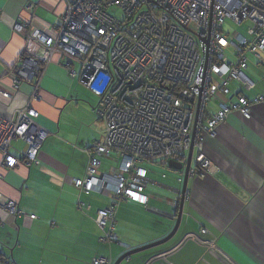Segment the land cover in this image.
<instances>
[{"label": "built area", "instance_id": "obj_1", "mask_svg": "<svg viewBox=\"0 0 264 264\" xmlns=\"http://www.w3.org/2000/svg\"><path fill=\"white\" fill-rule=\"evenodd\" d=\"M57 1L64 9L51 29L21 21L13 26L25 37L26 48L10 73L12 88L1 91V96L9 99L23 82H35L43 63L56 55L64 58L69 74L78 76L98 98L95 113L104 123V136L86 149L89 163L84 176L70 180L87 196L105 191L111 195L95 221L103 233L101 241L112 242L117 239L119 204L148 206L153 169L145 164L168 169L169 159L184 157L194 145L189 176L218 171L203 153L204 143L216 138L219 124L229 114L251 118L253 103L244 95L235 101L220 97L230 95L231 82H245L248 54L262 60L264 0ZM112 7L119 8L123 17L111 14ZM40 92L36 82L32 98L39 100ZM216 101L218 107L210 114L209 103ZM38 117L31 104L11 116L0 113V170L42 164L39 153L47 133L36 124ZM19 140L25 143L22 158L10 153L12 143ZM102 158H113L117 166L103 171ZM183 176L180 173L178 183H183ZM78 207L90 209L79 200ZM3 214L36 219L13 200L0 202V226ZM208 246L218 249L213 242ZM0 263L15 264L1 256ZM92 263L111 264V260L96 256Z\"/></svg>", "mask_w": 264, "mask_h": 264}, {"label": "crops", "instance_id": "obj_2", "mask_svg": "<svg viewBox=\"0 0 264 264\" xmlns=\"http://www.w3.org/2000/svg\"><path fill=\"white\" fill-rule=\"evenodd\" d=\"M63 9L57 0H0V113L11 116L31 104L39 113L36 124L47 133L39 153L41 165L0 170V202L15 200L28 216L36 215V219L1 216L0 256L15 264H93V258L102 256L115 264L129 250L160 240L172 230L170 203L181 199L183 183L177 178L180 173L185 176L189 152L175 159L182 167L173 169L169 163L168 169L149 174L147 207L133 202L119 205L117 239L102 242L95 218L111 195L87 196L70 180L84 176L89 163L86 149L105 130L96 104L87 97L88 89L69 74L64 58L55 56L42 65L35 82H23L9 99L1 96V91L12 88L10 73L26 48L25 37L13 26L21 21L49 30ZM247 64L251 86L233 81L230 95L220 98L235 101L244 95L253 103L252 117L229 114L219 124L216 138L204 143L203 152L218 171L189 177L181 225L173 239L120 264H264V103L255 102L264 98V53L262 60L248 54ZM36 82L39 100L32 98ZM213 103L210 114L218 107L217 101ZM24 149L23 141H14L10 153L22 158ZM1 155L0 151V159ZM101 160L102 170H108V158ZM78 200L90 209L79 208ZM211 242L217 251L209 248Z\"/></svg>", "mask_w": 264, "mask_h": 264}, {"label": "water", "instance_id": "obj_3", "mask_svg": "<svg viewBox=\"0 0 264 264\" xmlns=\"http://www.w3.org/2000/svg\"><path fill=\"white\" fill-rule=\"evenodd\" d=\"M196 117H197V114H196ZM194 136H195V131L193 132V136H192L193 139H194ZM193 149H194V147L192 145V147H191V149H190V151L188 153V156H187L184 182H183V187H182V190H181L182 198L180 199L179 206H171V212H169L171 217H168V219H170L172 221H175V224H174L172 230L164 238H162L160 240H157V241L152 242L150 244L143 245V246H141L139 248H134L132 250H129L124 255H122L115 262V264H120L123 260H125L126 258H128V257H130V256H132L134 254H137V253L146 251L148 249L163 245V244L169 242L171 239H173L174 236L177 234V232H178V230L180 228V225H181L183 211H184V204H185L184 195L186 193L188 180H189L188 172H189V170L191 168V165H192Z\"/></svg>", "mask_w": 264, "mask_h": 264}, {"label": "rangeland", "instance_id": "obj_4", "mask_svg": "<svg viewBox=\"0 0 264 264\" xmlns=\"http://www.w3.org/2000/svg\"><path fill=\"white\" fill-rule=\"evenodd\" d=\"M109 12H110L111 14H113L114 16L118 17V18H122V17H123V14H122L121 10H120L119 8H117V7H112V8L109 10ZM242 27H244V26H242ZM232 29H236L237 31H241V27H232ZM76 68H77L78 71H79V66H78V65H76ZM87 97L92 101L93 106L98 102V98L95 97L94 95H91L89 92H88V94H87ZM261 103H262V102H261ZM263 103H264V102H263ZM212 105H213V103L210 102V103H209V106H212ZM105 162H106V163H109V164H111V165H113V166H117V162H116L113 158H112V159L105 160ZM169 163H170V167H173V169H175L174 167H180V166L182 167V162L177 161V160H175V159H169ZM176 164H177L178 166H175ZM145 166H146L147 168H152V169L154 170V172H157V173H159L160 171L163 170V169H161V168H159V167H157V166H153V165H151V164H149V163L145 164ZM177 169H178V168H177ZM168 172H170V173H172V174H175V172H173V171H168ZM149 186L152 188V184H150ZM107 193H108V191H105L104 195L107 194Z\"/></svg>", "mask_w": 264, "mask_h": 264}, {"label": "bare ground", "instance_id": "obj_5", "mask_svg": "<svg viewBox=\"0 0 264 264\" xmlns=\"http://www.w3.org/2000/svg\"><path fill=\"white\" fill-rule=\"evenodd\" d=\"M56 56V55H55ZM55 56H53V57H55ZM21 57V56H20ZM52 57V58H53ZM44 64V63H43ZM18 67V66H17ZM17 67H15L14 68V70L17 68ZM14 70H12L11 71V73L14 71ZM76 70L78 71V69L76 68ZM246 75V74H245ZM78 77V76H77ZM245 80V82H243L246 86H248V85H250L251 83L248 81V79H247V77L244 79ZM26 83H32V82H26ZM34 91V90H33ZM89 91V90H88ZM90 92V91H89ZM91 93V92H90ZM92 94V93H91ZM26 107V106H25ZM22 108H24V107H22ZM19 109H21V108H19ZM18 110V109H17ZM251 117H252V114H251ZM100 119V118H99ZM225 120V119H224ZM224 120H222L221 121V123L224 121ZM104 124V123H103ZM217 131H218V129H217ZM194 132V131H193ZM104 136V135H103ZM192 136H193V133H192ZM217 136V135H216ZM195 137V136H194ZM103 138V137H102ZM101 138V139H102ZM193 138V137H192ZM194 140V139H193ZM192 147V146H191ZM193 147H194V145H193ZM191 149V148H190ZM190 151V150H189ZM196 150L195 149H193V154H194V152H195ZM204 153V152H203ZM187 155V154H186ZM186 155L184 156V157H186ZM183 157V158H184ZM180 158H182V157H180ZM176 159H179V158H176ZM192 160H193V158H192ZM22 165H24V164H22ZM25 166V165H24ZM191 167H192V165H191ZM191 169V168H190ZM190 171V170H189ZM188 177H190L189 176V172H188ZM191 178H194V177H191ZM186 192H187V190H186ZM185 196H186V193H185V195H184V199H185ZM181 198H182V195H181ZM15 201V200H14ZM177 201V203H175ZM16 202V201H15ZM179 199H175V200H172L171 201V203L170 204H172L173 206H179ZM99 227V226H98ZM100 228V227H99Z\"/></svg>", "mask_w": 264, "mask_h": 264}, {"label": "trees", "instance_id": "obj_6", "mask_svg": "<svg viewBox=\"0 0 264 264\" xmlns=\"http://www.w3.org/2000/svg\"><path fill=\"white\" fill-rule=\"evenodd\" d=\"M107 195H109V194L107 193ZM110 202H111V200L109 201V203H110ZM109 203H108V204H109ZM121 203H122V202H121ZM121 203H120V204H121ZM120 204H119V205H120ZM116 222H117V221H116ZM170 231H171V230H170ZM170 231H169V232H170ZM169 232H168V233H169Z\"/></svg>", "mask_w": 264, "mask_h": 264}]
</instances>
